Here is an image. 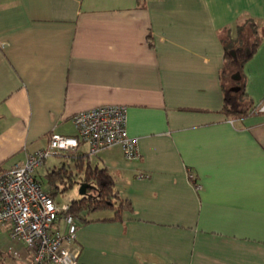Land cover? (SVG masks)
<instances>
[{
    "label": "crops",
    "instance_id": "crops-1",
    "mask_svg": "<svg viewBox=\"0 0 264 264\" xmlns=\"http://www.w3.org/2000/svg\"><path fill=\"white\" fill-rule=\"evenodd\" d=\"M247 17L262 34L242 70L253 107L231 117L225 38ZM106 103L126 106L137 158L80 141L35 171L69 204L79 189L57 196L81 183L83 158L129 203L79 219L80 264H264V0H0V171L51 132L76 136L73 114ZM19 246L0 253L32 264Z\"/></svg>",
    "mask_w": 264,
    "mask_h": 264
},
{
    "label": "built area",
    "instance_id": "built-area-1",
    "mask_svg": "<svg viewBox=\"0 0 264 264\" xmlns=\"http://www.w3.org/2000/svg\"><path fill=\"white\" fill-rule=\"evenodd\" d=\"M76 136L51 132L45 148L27 154L22 163L0 171V227L9 226L10 237L22 242L32 264H80L79 250L72 246L79 219L67 212L35 177L36 169L51 155L73 153L80 141L89 153L119 144L126 159L139 156L137 138L126 129V106L106 103L79 110L72 116ZM198 187V185H197ZM62 215L65 228H55ZM17 256L18 253L13 251Z\"/></svg>",
    "mask_w": 264,
    "mask_h": 264
},
{
    "label": "trees",
    "instance_id": "trees-1",
    "mask_svg": "<svg viewBox=\"0 0 264 264\" xmlns=\"http://www.w3.org/2000/svg\"><path fill=\"white\" fill-rule=\"evenodd\" d=\"M235 30V37L229 35L228 38H225L224 66L221 69V78L228 83L224 88L222 110L228 116L243 117L253 107L244 90L243 65L257 50L262 40V34L258 23L252 17L245 18L243 22L239 21ZM237 86L238 90L231 89ZM75 153L71 156L74 157ZM87 155L89 154L87 153ZM77 163L78 172L81 171V182L88 185L84 194H81L78 199L70 201L67 212L85 221L87 215L95 210L113 208L115 216L118 217L123 209L129 208V203L115 191L113 179L105 169L92 168L88 163L84 166L83 158ZM59 219H62V215L56 218L55 224Z\"/></svg>",
    "mask_w": 264,
    "mask_h": 264
},
{
    "label": "rangeland",
    "instance_id": "rangeland-1",
    "mask_svg": "<svg viewBox=\"0 0 264 264\" xmlns=\"http://www.w3.org/2000/svg\"><path fill=\"white\" fill-rule=\"evenodd\" d=\"M228 83V81H227ZM51 157L55 158V155H51ZM45 182V181H44ZM43 182V184H44ZM79 182L73 183L72 187H68L67 189H65V194L63 196H61L60 194L57 196L60 201H65L68 200L70 198H72V192H77L78 193V189H79ZM20 242H17L15 240H13L10 237L9 231H7L5 228L0 227V252L2 250H6L9 247L11 248V253L20 247ZM9 253V255H4V253H0V261L2 260V262H0V264H15V257L11 256Z\"/></svg>",
    "mask_w": 264,
    "mask_h": 264
},
{
    "label": "water",
    "instance_id": "water-1",
    "mask_svg": "<svg viewBox=\"0 0 264 264\" xmlns=\"http://www.w3.org/2000/svg\"><path fill=\"white\" fill-rule=\"evenodd\" d=\"M231 89L232 90H238L239 87L238 86L237 87H232ZM87 185H88L87 183H83V182L80 183V186H79V193L80 194H84L86 192Z\"/></svg>",
    "mask_w": 264,
    "mask_h": 264
}]
</instances>
